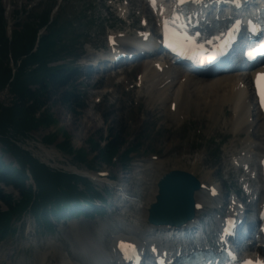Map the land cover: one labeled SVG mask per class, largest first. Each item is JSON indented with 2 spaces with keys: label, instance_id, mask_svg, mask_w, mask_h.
Wrapping results in <instances>:
<instances>
[{
  "label": "rangeland",
  "instance_id": "1",
  "mask_svg": "<svg viewBox=\"0 0 264 264\" xmlns=\"http://www.w3.org/2000/svg\"><path fill=\"white\" fill-rule=\"evenodd\" d=\"M2 3L5 16L10 22L9 26L13 30L18 27V23L27 20L28 14H38L49 9L53 10L54 17L60 14V23L65 26L62 33L65 37L64 42H68V46L72 44L73 47L72 52L64 55L59 63L80 68L89 51L103 45L105 35L102 17L105 16V6L102 0H2ZM56 3H60V7L54 10ZM34 8L36 12L33 11ZM25 9L27 13L16 15V11ZM141 9L146 15L143 6ZM106 24L109 25L110 22L107 20ZM140 64L124 70L118 69L107 76L98 73L92 77H85L83 71L78 78H75L77 75L73 76L72 78H75L73 83L80 91V99L84 106L72 110L55 100L66 89L59 87V93L47 104L56 122L41 125L30 131L28 136L20 135L17 146L30 151L41 162L55 169L86 172L93 165L94 169L109 170L119 180L121 177L128 179L130 175H134L133 173L136 174L137 169L141 168L138 164L152 166L150 171L136 174L143 180L145 178L148 183L141 184L139 178L130 180L132 191L142 202L153 199L159 175L171 169L194 172L206 183L216 181L225 189V185L228 186L225 178L230 179L233 171L229 165V155L231 153L237 155L243 146L242 142L246 139L260 143L264 139L263 126L258 123L251 126L249 131L237 134L239 124L232 118V106L226 105L224 111L219 105L208 108L206 105L191 104L186 108L183 117L177 118L172 114L174 112L170 111L168 100L165 104L160 103L155 100L157 93L148 95V92L139 87H133L135 82L131 74L138 71ZM126 75L128 81L123 80ZM98 79L99 82L96 84ZM30 87L33 90L36 88L35 85ZM141 94H145V97H141ZM0 97L13 105L14 94L10 89L0 90ZM253 117V120L258 121L256 114ZM51 132H56L57 138L53 144H46L42 139ZM115 133H121L127 141L122 149L140 144L130 155L139 158V162L129 161L124 165L121 160L111 164L101 162L98 158L93 161L97 152L91 149L89 139L93 137L99 143L105 144ZM65 139L70 140L74 148L86 149L88 160L85 163L77 161L73 154L60 150L58 145ZM3 141L0 139V160L5 165L19 167L15 149ZM1 187L14 200L20 199L21 193L18 188L5 184H1ZM202 198L203 194L198 200L202 201ZM1 208L5 210L7 207L2 204ZM111 208L108 205V209ZM141 212L138 211L136 217H141ZM107 213L92 219L81 217L53 219V229L47 231L34 221L32 215H24L21 220H15L16 224L21 225L18 233L8 234L0 239V264H54L56 261L54 257L64 259V256L71 252L73 244L75 245L76 241L79 243L80 238L76 240V236L84 235L87 228L100 236H106L101 226H110L115 221V217ZM77 224L79 228L74 230ZM83 225L86 227L85 230ZM69 228L72 229L71 234ZM52 249L54 257L48 259ZM47 259L48 261H45Z\"/></svg>",
  "mask_w": 264,
  "mask_h": 264
},
{
  "label": "trees",
  "instance_id": "2",
  "mask_svg": "<svg viewBox=\"0 0 264 264\" xmlns=\"http://www.w3.org/2000/svg\"><path fill=\"white\" fill-rule=\"evenodd\" d=\"M22 13H27V10L16 11V15ZM59 19V16L51 19L50 9L38 14H28L27 20L18 23L13 38L10 39L6 33L5 8L0 2V90L8 86L14 94L13 105L3 106L0 103V139L15 149L19 159V167L5 165L0 160V183L14 185L21 193V198L14 200L0 187V202L8 207L3 210L0 205V239L17 232L18 226H14L13 219L24 212L32 214L36 221L50 227L52 223L48 217L53 209L81 198L101 196V192L88 179L71 172L52 169L16 144L20 135L28 136L33 129L56 122L47 104L59 93V87L69 84L55 100L72 110L80 105L76 85L69 80L67 74L70 66L50 65L62 60L64 55L72 52L73 47L64 42L62 33L65 26ZM43 28L46 32L41 35ZM11 59L17 66L16 72L10 67ZM30 85H35L36 88L33 90ZM37 113L39 116H36ZM56 138L57 133L51 132L43 141L53 144ZM67 139L58 145L59 148L73 154L77 161L86 162V149L74 148ZM89 144L91 149L98 151L96 157L101 162L110 163L112 157L120 153V160L124 165L130 159V153L140 145H129L122 150L127 141L121 133L112 134L105 144L92 137ZM29 173L35 184L28 183Z\"/></svg>",
  "mask_w": 264,
  "mask_h": 264
},
{
  "label": "bare ground",
  "instance_id": "3",
  "mask_svg": "<svg viewBox=\"0 0 264 264\" xmlns=\"http://www.w3.org/2000/svg\"><path fill=\"white\" fill-rule=\"evenodd\" d=\"M114 36L116 37V40L119 42H121V40H124V38H129V36L127 37L121 35H114ZM131 41L133 40L131 39ZM146 55H151V54H146ZM260 70H264V67ZM215 71L216 72L214 75H207V74L201 75L196 72H190L189 70L179 67L178 70L174 69L169 62L166 63V66L165 68H163L162 71H158L154 65V62H146L143 64V67L140 70V74H141L142 84L143 83L146 84L147 82H150V86H155L158 89V92L155 95V100L163 104H165V102L168 100L170 102V106L171 104L175 103L176 112H180L182 109H184L186 104H188V106L191 104L194 105L198 104V106L206 105L208 108H211L213 106L215 107V105L216 106L219 105V107L222 106L223 109H225L224 108L225 105L231 104L235 108L236 115L238 118L237 122L242 123L244 129H246V127H250L253 123V122H251L250 124L248 123V120L251 117L250 111L252 110L251 108H253L254 110L256 109V105L252 101L253 94L249 90L252 82L250 76H253L254 73L253 72L234 73L223 66L218 67ZM126 78L127 77H125V79ZM248 101H249V107L247 106ZM259 123L261 126L263 125V122H259ZM241 130L242 129H239L238 132ZM253 145L256 144L248 143V145H245L246 147L248 146L250 147L248 148L245 147L244 150L245 154L243 156L244 160H242L241 163L245 164L250 161L253 162L256 156L254 151H252V149L254 150L256 146ZM245 155H250L252 159L250 157L245 158L246 157ZM237 161L238 158L237 159L235 158L233 160V164L237 165ZM151 168H152L151 166L143 167L140 169L139 173H143L148 170L150 171ZM252 169H254L253 166ZM133 178L134 176L130 175L128 179H125L122 188H126L128 191H131L132 188L130 187V182H131L130 180ZM138 181L140 183L145 182L143 178H139ZM156 191L157 190L154 189L152 196L153 199L151 198L152 199L151 201L148 200L145 202L138 201L137 203L139 208L138 211H142L141 217L144 218V221L147 219L148 208L150 204L153 201H155L157 194ZM201 195L202 193L198 191L195 195V199L199 201L200 199L198 200V198ZM141 217H137V218H141ZM78 228H79V224L76 225L74 230ZM83 229L84 230L86 229L84 225H83ZM133 229H139L140 233L146 236L147 238L151 236V233H148L150 230L148 228H142V227L140 228L139 225H136L133 228H131V230ZM85 231H86L85 234L81 236L83 237V239L80 238L79 243L83 244V247L89 250L91 254H96L98 252V248L95 245L92 246L91 244H89L88 241H90V239L88 235L85 236L87 232L91 233L92 230L90 231V228H87V230ZM70 232L72 233L71 228H69V233ZM76 240H78L77 236H76ZM79 243L76 241L77 245H79ZM49 256L54 257L53 249L51 250V252H49Z\"/></svg>",
  "mask_w": 264,
  "mask_h": 264
},
{
  "label": "water",
  "instance_id": "4",
  "mask_svg": "<svg viewBox=\"0 0 264 264\" xmlns=\"http://www.w3.org/2000/svg\"><path fill=\"white\" fill-rule=\"evenodd\" d=\"M199 185V180L186 172L173 171L166 175L159 185L158 201L151 206V220L175 222L192 216L193 194Z\"/></svg>",
  "mask_w": 264,
  "mask_h": 264
},
{
  "label": "snow or ice",
  "instance_id": "5",
  "mask_svg": "<svg viewBox=\"0 0 264 264\" xmlns=\"http://www.w3.org/2000/svg\"><path fill=\"white\" fill-rule=\"evenodd\" d=\"M180 3L186 2V0H179ZM188 2H191V0H188ZM121 247H123V242L121 243ZM244 264H250V262H244ZM257 264H260V262H257Z\"/></svg>",
  "mask_w": 264,
  "mask_h": 264
}]
</instances>
